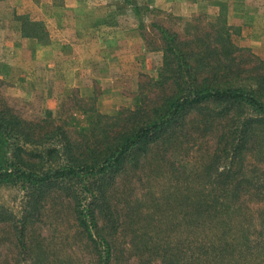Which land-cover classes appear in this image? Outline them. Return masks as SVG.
Segmentation results:
<instances>
[{"label": "trees", "instance_id": "1", "mask_svg": "<svg viewBox=\"0 0 264 264\" xmlns=\"http://www.w3.org/2000/svg\"><path fill=\"white\" fill-rule=\"evenodd\" d=\"M31 29L29 35L38 36ZM159 30L164 63L155 82L169 86L149 106L111 123L98 114L112 127L96 123L76 139L61 125L39 127L0 108V185H17L24 197L18 215L0 207V223L12 233L17 255L0 264H72L70 256L50 257L28 232L39 203L53 190L70 200L75 228L95 264L114 262L110 237L122 228L121 215L133 253L162 264H264V60L254 57L248 70L239 66L241 48L224 27L213 39L196 37L199 45ZM209 135L214 146L201 169L193 170L188 150ZM142 167L159 176L163 171L169 181L157 199L147 190L122 212L110 191L124 173ZM162 194L166 203L180 198L168 226L198 229L210 223L215 235L206 242L187 234L161 240ZM245 200L260 203L258 226ZM236 214L241 222L234 225Z\"/></svg>", "mask_w": 264, "mask_h": 264}, {"label": "rangeland", "instance_id": "2", "mask_svg": "<svg viewBox=\"0 0 264 264\" xmlns=\"http://www.w3.org/2000/svg\"><path fill=\"white\" fill-rule=\"evenodd\" d=\"M238 1L0 0V108L39 127L61 125L76 139L102 122L112 127L105 123L149 106L169 86V81L155 82L164 63L159 27L196 45V37L209 34L213 39L217 28H227L232 42L241 48L239 66L248 70L257 62L254 57L264 60V0ZM29 21L40 25L31 27ZM30 29L38 36L29 35ZM189 146L185 145L187 150ZM213 146L211 135L197 138L188 150L193 170L201 169ZM158 173L162 176L145 167L124 173L110 191L113 200L118 198L116 206L123 212L147 190L157 199L161 184L169 181L163 171ZM179 200L171 196L166 203L163 194L160 197L166 207L159 209L161 240L187 234L194 242H206L214 236L210 223L198 229L168 226L179 213ZM242 205L256 217L260 203L245 200ZM0 207L20 214L22 189L0 185ZM120 217L122 228L110 237L112 264H162L157 257L133 253L130 230ZM237 222L241 220L236 214L234 225ZM254 224L259 225L256 218ZM28 232L50 257L70 256L72 264H95L94 254L75 228L70 200L58 191H49L39 203ZM12 240L7 224L0 223V260L12 262L17 256Z\"/></svg>", "mask_w": 264, "mask_h": 264}, {"label": "crops", "instance_id": "3", "mask_svg": "<svg viewBox=\"0 0 264 264\" xmlns=\"http://www.w3.org/2000/svg\"><path fill=\"white\" fill-rule=\"evenodd\" d=\"M194 2H196L197 0H193ZM208 1H210V0H207V2ZM214 2H217V3H222L223 2V0H214ZM237 2H239L238 0H237Z\"/></svg>", "mask_w": 264, "mask_h": 264}]
</instances>
